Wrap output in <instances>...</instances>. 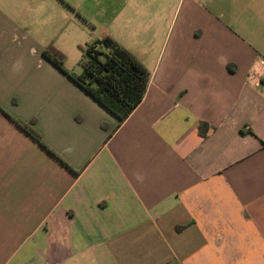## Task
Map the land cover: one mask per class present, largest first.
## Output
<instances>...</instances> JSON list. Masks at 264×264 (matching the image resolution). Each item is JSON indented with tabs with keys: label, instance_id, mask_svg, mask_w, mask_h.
Instances as JSON below:
<instances>
[{
	"label": "crops",
	"instance_id": "crops-1",
	"mask_svg": "<svg viewBox=\"0 0 264 264\" xmlns=\"http://www.w3.org/2000/svg\"><path fill=\"white\" fill-rule=\"evenodd\" d=\"M30 1L0 0V264H264V0L146 2L122 123L43 54L82 72L55 26L85 0Z\"/></svg>",
	"mask_w": 264,
	"mask_h": 264
},
{
	"label": "trees",
	"instance_id": "trees-1",
	"mask_svg": "<svg viewBox=\"0 0 264 264\" xmlns=\"http://www.w3.org/2000/svg\"><path fill=\"white\" fill-rule=\"evenodd\" d=\"M81 51L79 65L82 72L78 75L64 68L65 55L53 44H49L43 54L122 123L142 101L149 81V71L131 52L109 36L94 40L86 47H81ZM14 121L59 158L35 128V119Z\"/></svg>",
	"mask_w": 264,
	"mask_h": 264
},
{
	"label": "rangeland",
	"instance_id": "rangeland-1",
	"mask_svg": "<svg viewBox=\"0 0 264 264\" xmlns=\"http://www.w3.org/2000/svg\"><path fill=\"white\" fill-rule=\"evenodd\" d=\"M149 0H113V6L117 5V12L114 14V23H109V19L106 14L100 13L99 6H97L96 0H85L79 5H82L79 12V24H67V21L61 19L59 22L62 23L61 27L56 28L58 35L62 33H76L80 38L79 44H74L73 51L68 54L69 67L80 70L79 65L81 59V50L79 47H86L87 44L92 43L96 39H102L106 36H110L119 42L127 36L131 37V18L136 16H145L144 7L145 3ZM103 3H108L107 0H102ZM38 4L37 0H31L28 8L26 9V16L28 22H36L38 19L33 17V14H29L31 9L36 7ZM150 7H152L150 5ZM153 11V10H152ZM28 12V13H27ZM52 22V21H51ZM39 28L36 25V29ZM63 30L65 32H63ZM63 34V35H65ZM119 42V43H120Z\"/></svg>",
	"mask_w": 264,
	"mask_h": 264
},
{
	"label": "clouds",
	"instance_id": "clouds-1",
	"mask_svg": "<svg viewBox=\"0 0 264 264\" xmlns=\"http://www.w3.org/2000/svg\"><path fill=\"white\" fill-rule=\"evenodd\" d=\"M67 151H71L72 149L71 148H68V149H66Z\"/></svg>",
	"mask_w": 264,
	"mask_h": 264
}]
</instances>
